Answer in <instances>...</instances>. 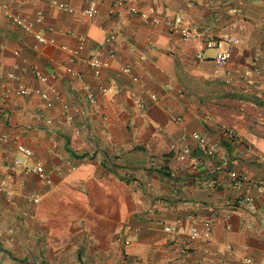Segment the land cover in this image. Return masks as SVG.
<instances>
[{"label": "crops", "instance_id": "crops-1", "mask_svg": "<svg viewBox=\"0 0 264 264\" xmlns=\"http://www.w3.org/2000/svg\"><path fill=\"white\" fill-rule=\"evenodd\" d=\"M129 1L138 12L109 14L103 1L88 17V0H0V135L32 151L27 157L0 139V264H32L35 256L42 264H264V189H249L253 212L231 209L246 189L233 187L219 156H208L193 136L215 145L231 168L264 181V72L254 77L260 90L224 81L225 69L264 66V0ZM164 12L229 30L239 38L231 60L218 65L202 40H181L151 20ZM16 13L45 41L24 30ZM80 38L71 62L62 46L76 48ZM92 53L106 61L99 75L88 64ZM183 147L189 152L180 159ZM15 157L41 161L48 179L13 171ZM211 178L219 184L210 187ZM207 219L211 236L185 251L187 237L163 229L196 223L202 231Z\"/></svg>", "mask_w": 264, "mask_h": 264}, {"label": "built area", "instance_id": "built-area-1", "mask_svg": "<svg viewBox=\"0 0 264 264\" xmlns=\"http://www.w3.org/2000/svg\"><path fill=\"white\" fill-rule=\"evenodd\" d=\"M19 1H29V0H19ZM103 1L108 3L107 13L114 14L116 10L120 7H126L130 13L138 12L135 5L131 4L129 0H88V4L86 7L82 9V13L88 17H94L98 14V5L101 4ZM51 5L55 6L56 8L72 12L74 9L72 6L65 2L59 1H51ZM5 5L0 2V8H4ZM232 15L238 17V20L241 15V11L239 8L232 9ZM141 15H144L143 12H139ZM14 20L26 31L33 32L34 36L39 41H45L43 34L40 31H33L32 24L30 21L26 20L22 15L16 13L13 15ZM151 20L155 23H163L165 27L168 29L169 33L172 35L177 36L181 40H188V39H198L204 42L205 47L215 49L216 52L213 56V59L216 64L224 65L228 61L231 60L232 51L234 45L239 42V38L229 30H220L217 29L215 25H199V24H191L185 20V18L179 13H167L164 12L162 15H153ZM42 21V14L41 12H37L35 16V22ZM239 22L234 20L232 21L231 25L241 28L238 25ZM84 45L83 38L79 39L78 45L76 48H69L66 46H62V48L66 49L69 53V61L73 62L77 59V55L80 49H82ZM88 64L93 69V72L96 75H99L102 68L106 66V61L101 59L96 53H92L88 57ZM124 72H130L129 66L122 67ZM66 71L70 73L76 74L77 77L81 78L79 74L73 71L70 66L66 67ZM264 72V66L256 63L255 61L250 63L245 68H240L239 65H236L234 69H225L224 73V81L226 83H231L235 79L244 80L248 85H252L256 90L261 89V82L256 80L254 77L257 75H261ZM9 77H13V73H8ZM134 79H137L134 77ZM102 91H106V88H101ZM21 93H27L28 89L23 87L20 88ZM87 99L89 102H94V97L92 93H87ZM220 130L225 133L230 139L237 141L240 139V135L238 132L227 126L226 124L220 125ZM200 143V145L204 148L206 154L210 157L219 156L220 165L226 171L230 184L233 187H243L246 189V193L243 195L238 196L235 200L230 202L231 209H237L241 206L245 207L249 211L253 212L256 208L255 200L252 195L249 194V189L254 188L256 191L261 192L264 189V181L250 175L245 170H236L231 168L229 165V159L225 155H220L218 153V148L213 144H208L204 137L199 136L197 133L193 134ZM0 139L2 141H10L12 140L15 143L16 149L24 154L25 156L29 157L32 155V151L30 148L22 144L18 141V138L15 136L12 139L8 135H0ZM189 152L188 147L177 148V156L180 159H184L187 157ZM262 157L261 159H263ZM264 160V159H263ZM68 163V162H67ZM22 167L25 171L34 173L38 177L42 179H48V172L45 169L43 163L41 161H33L31 163L24 162L20 157H15L11 163V169L14 171ZM71 169L74 168L73 165L70 167ZM218 181L215 178H211L209 180V186L215 187L218 185ZM19 199H29L33 202H37L39 200L38 196L34 193H19ZM203 230L201 231L196 223H193L189 226H185L182 224H167L163 227V229L171 233L174 237L185 235L187 237L188 243L186 246L182 248V251H185L195 240L204 237L208 238L211 236L213 221L211 219L203 220L202 221ZM246 261H251L249 259H245ZM32 264H42L41 260L38 256L32 257L31 259ZM253 263V262H252ZM253 264H260L259 262H254Z\"/></svg>", "mask_w": 264, "mask_h": 264}]
</instances>
